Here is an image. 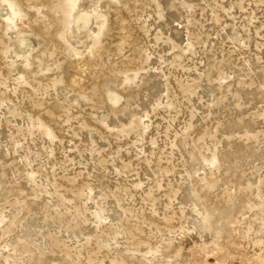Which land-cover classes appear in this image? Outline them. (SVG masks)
Segmentation results:
<instances>
[{
  "label": "rangeland",
  "instance_id": "1",
  "mask_svg": "<svg viewBox=\"0 0 264 264\" xmlns=\"http://www.w3.org/2000/svg\"><path fill=\"white\" fill-rule=\"evenodd\" d=\"M0 264H264V0H0Z\"/></svg>",
  "mask_w": 264,
  "mask_h": 264
}]
</instances>
